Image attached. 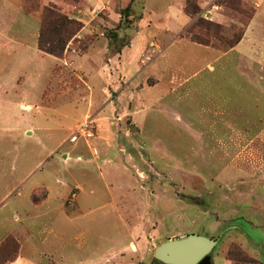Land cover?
Segmentation results:
<instances>
[{
	"label": "rangeland",
	"instance_id": "rangeland-1",
	"mask_svg": "<svg viewBox=\"0 0 264 264\" xmlns=\"http://www.w3.org/2000/svg\"><path fill=\"white\" fill-rule=\"evenodd\" d=\"M193 1L168 24L134 2L127 26L115 0L57 58L37 48L40 11L0 0V264L19 255L23 212L40 264H156L188 233L217 239L212 264H231V244L264 264V68L230 47L264 1Z\"/></svg>",
	"mask_w": 264,
	"mask_h": 264
},
{
	"label": "crops",
	"instance_id": "crops-1",
	"mask_svg": "<svg viewBox=\"0 0 264 264\" xmlns=\"http://www.w3.org/2000/svg\"><path fill=\"white\" fill-rule=\"evenodd\" d=\"M90 1L91 0H81L83 7H81L80 9H77L76 12L70 13L72 16L76 17L77 19L83 20L82 16L89 17L87 19V22H88L87 25H89L90 21L93 20L99 12H101L103 10H105V11L107 10L108 14L110 16L112 9H114L115 12H117L116 9L120 7V5L118 3L113 4V1H115V0H95L94 5H92L90 3ZM198 1H200V0H198ZM260 1L263 2L264 0H260ZM134 2H138V4H140L139 2H142L140 4V7L143 10L146 9V11L150 15L149 20L151 19L152 21H153L154 16H155L157 20H165V21H167V24H168L169 20H173V21L178 20L180 18L181 13L184 14L187 19H189L188 15L184 11V6H185L186 0H151L150 4H149V0H135V1H133V3ZM201 4L204 5L202 8L205 9V6L208 4V2L202 1ZM87 7L90 8V12L88 13V15L85 13L86 12L85 9ZM216 10L217 9H213V8H207L206 9V11H208V12H210V14H212L213 19L220 21L221 20L220 13ZM141 14L143 15L142 12H141ZM143 17H144V15H143ZM255 18H256V15L253 17V19L251 20V22L249 24V31H248V29L247 30L245 29L246 31L244 32L243 37L241 38L239 43L234 48L236 49L237 46H239L242 42H244L243 47L240 49V51H242V53H243V56L244 57L247 56V59L249 61L256 63L261 68H264V40H263V38L260 40L257 39V35L259 37L264 35V24L262 23L260 27L257 26L256 30H252L253 28H250V27H252V24H254L253 22H254ZM114 19H115V22L118 21V20H116V18H113V21H114ZM257 23L260 25L261 22H257ZM83 24L85 26V23H83ZM255 25H256V23H255ZM38 28H39V26H38ZM23 36H24V34H23ZM249 79L250 78H248V80ZM251 84L254 86L256 84L257 86L255 89H257V90H259L261 87L259 79H252ZM21 104H22V102L20 103V105ZM29 214H30V212H28V213L23 212V223L20 224V230L25 229L24 230V237L18 236L19 240H20V238L21 239L23 238L22 242L20 240V252H19L18 257L11 264H40L41 259H47L48 262L50 263L52 261V259H51L50 255L46 252H38L35 255L32 254L29 256H26V254L22 253L23 244L27 243L29 240L34 239L33 236H27L28 231H26V230L28 228L34 227V225H32L31 222L27 223V221L32 219V217H29ZM34 218H36V217H34ZM25 221H26V223H25ZM255 257H257V256H255ZM226 260H228V259H226ZM229 262L231 263V261H229Z\"/></svg>",
	"mask_w": 264,
	"mask_h": 264
},
{
	"label": "trees",
	"instance_id": "trees-1",
	"mask_svg": "<svg viewBox=\"0 0 264 264\" xmlns=\"http://www.w3.org/2000/svg\"><path fill=\"white\" fill-rule=\"evenodd\" d=\"M79 2L80 0H72ZM134 0L130 2L120 11V23L125 22L126 25L131 23L130 9ZM23 7L27 12L40 11V24L38 28L37 36V48L54 57L62 58L68 44L76 39L81 32L84 24L76 17L60 10L55 4H46L41 6L39 0H22ZM184 11L189 14H196L199 11V6L195 4L193 0H186ZM201 25H212L211 22L203 20L199 21ZM245 31V30H244ZM244 31L239 35L230 47L235 46L242 38ZM113 38L116 36L112 34ZM192 41L205 44L203 40L192 35ZM117 52H120L118 50ZM8 249H11V244L8 245ZM212 253V252H211ZM226 259L231 261L232 264H258V260L249 256L240 246L237 244H231L226 252ZM156 264H164L161 261L154 258Z\"/></svg>",
	"mask_w": 264,
	"mask_h": 264
},
{
	"label": "water",
	"instance_id": "water-1",
	"mask_svg": "<svg viewBox=\"0 0 264 264\" xmlns=\"http://www.w3.org/2000/svg\"><path fill=\"white\" fill-rule=\"evenodd\" d=\"M216 244L213 237L188 233L157 245L154 258L164 264H212L211 252Z\"/></svg>",
	"mask_w": 264,
	"mask_h": 264
},
{
	"label": "built area",
	"instance_id": "built-area-1",
	"mask_svg": "<svg viewBox=\"0 0 264 264\" xmlns=\"http://www.w3.org/2000/svg\"><path fill=\"white\" fill-rule=\"evenodd\" d=\"M79 130L83 131L84 128L81 127V128H79ZM71 197H72V198H75V197H76V192H75V191H73V192L71 193Z\"/></svg>",
	"mask_w": 264,
	"mask_h": 264
}]
</instances>
